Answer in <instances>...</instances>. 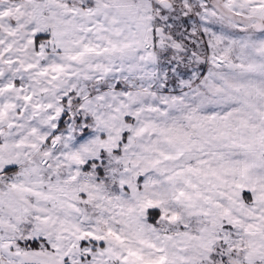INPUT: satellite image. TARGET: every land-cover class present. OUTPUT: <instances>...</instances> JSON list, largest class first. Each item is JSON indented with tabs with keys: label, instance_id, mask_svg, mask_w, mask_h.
I'll return each instance as SVG.
<instances>
[{
	"label": "snow or ice",
	"instance_id": "1",
	"mask_svg": "<svg viewBox=\"0 0 264 264\" xmlns=\"http://www.w3.org/2000/svg\"><path fill=\"white\" fill-rule=\"evenodd\" d=\"M0 264H264V0H0Z\"/></svg>",
	"mask_w": 264,
	"mask_h": 264
}]
</instances>
